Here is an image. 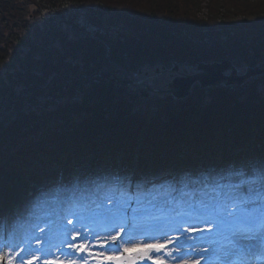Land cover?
Listing matches in <instances>:
<instances>
[{"label":"trees","instance_id":"obj_1","mask_svg":"<svg viewBox=\"0 0 264 264\" xmlns=\"http://www.w3.org/2000/svg\"><path fill=\"white\" fill-rule=\"evenodd\" d=\"M46 1L58 6L46 13L53 28L17 0H0V197L20 195L37 163L70 170L91 153L113 164L121 152L124 163L139 152L141 163L192 177L231 165L239 181L257 159L264 181V76L241 87L197 85L180 101L142 99L117 83L120 69L146 64L228 58L264 66V0ZM79 15L94 33L77 23ZM59 21L68 24L58 28ZM92 35L111 44L115 67ZM94 73L100 81L83 77Z\"/></svg>","mask_w":264,"mask_h":264},{"label":"rangeland","instance_id":"obj_2","mask_svg":"<svg viewBox=\"0 0 264 264\" xmlns=\"http://www.w3.org/2000/svg\"><path fill=\"white\" fill-rule=\"evenodd\" d=\"M17 1L14 5L24 7L25 12L31 14V18L40 10L47 13L48 5L51 6L50 9L53 11H57L58 8L56 4H51L46 0H35L31 4L24 3V6L20 2L21 0ZM201 15H206L204 5L201 10ZM77 23L86 27L87 31L91 34L97 29L83 15L78 16ZM104 47L105 57L107 59L110 57V60H108L109 65L115 67L111 60V44L106 43ZM145 81L155 88H165L168 82L171 81V77L163 75L159 80L152 78L145 79ZM75 99H78V97ZM47 100L49 98L43 99V101ZM143 156L145 155L143 154ZM121 157L122 152L116 160L115 167L111 168V170L115 171V176L119 172H123L120 164ZM37 165L36 172L41 182L51 181L53 182L52 184L57 185V189L55 192H51V194H45V190L41 188V185H36V182L39 180L37 179L35 183L27 186L21 196L16 195L13 202L4 200V196L0 197V237L6 231V220L9 218L11 211H17L19 216L12 224V236H16L20 242L16 247L9 245L6 248H2L0 238V264H102L105 259L134 256L136 252L142 254L137 257L140 264H222L221 262H207L213 255L222 254L226 250V248L221 247L218 243L200 244L195 247L196 251L193 255L187 258L183 257L187 247H180V245L190 243L187 239L188 232H176L180 226L174 221L179 214L186 213V207L191 203L198 204V206L203 208H209L211 211L220 212L219 220L222 221V225L228 231L238 234L243 238L241 240L245 241L248 245H252L258 252L264 250V189L258 192L253 191L250 195H244L243 197L241 195L238 196L239 198H236V195L230 192V189L235 185L231 178L237 173L232 167L225 168L223 176V180H230H224L217 184L210 182L209 179L210 173L217 166L213 165L206 171V176H202L193 181L187 175L179 178L173 176L167 180L169 184H166L164 187L157 188L155 187L157 183H153L151 184L153 186L149 185L150 188L148 189L145 186L149 181L141 182L139 186L144 187L145 190L142 189L134 195L127 192L124 195L112 197L114 200L115 198L118 199V201L114 202L113 199H109L111 193L115 194L113 189L112 192L111 190H106V194H98L97 191L95 195L96 204H105L106 206L104 208H109L108 211H110L112 219L118 224L113 232L106 234L93 231L86 227L88 224L86 222V213L80 211V192L78 191L76 193V190L80 187L79 182L82 180H86L90 184L89 189L99 188L101 190V184L107 182V180L104 181V177L108 166L102 163L100 166L94 167L96 164L93 160V154H90L86 158L83 157L80 160L78 172L73 177V186L62 188L58 185L57 176L63 173L64 169L62 166L48 163L42 166ZM253 167L256 170V176L253 179L258 180V167L256 165L254 166V164ZM152 168L153 164L151 162L140 164V154L136 152L132 161L129 163L130 174L127 177L137 178L138 180H141L142 177L150 178L151 175L149 173L142 174L139 177L134 172L139 169L141 171L145 169L151 171ZM94 171H99V175L96 172L94 173ZM160 176V173H157L153 177V181H156L157 177L159 178ZM190 183L197 185L206 183L205 187L209 188L210 192H207L208 195L202 200L192 199L191 194L193 193V189L190 188ZM44 187H46V184ZM86 190L85 188L81 191L84 192ZM58 192L68 193L70 197L61 200ZM164 206H167L171 210L164 211L162 209ZM246 207L250 208L247 209ZM94 209L102 210L103 207L96 205ZM134 209H137L135 211L139 212L132 213L130 211ZM55 212L58 225L54 229H50L44 225V221L50 217V214ZM70 213H73V215L68 219ZM239 215L253 220L251 231L240 233L238 227L231 219ZM209 218L218 219L217 216L212 214H209ZM129 219L133 221V224H129ZM68 221L71 223V234L78 236V242L85 250V254L81 260H72L59 250L62 245H68V241L60 234L63 223ZM149 224L157 226V228H149L150 231L153 230L158 233L176 232L172 234L175 237L169 240L170 235L165 234V236L162 235L158 238H140V235L148 228ZM182 230H185V228H182ZM108 241H112L110 242L111 244L113 242L117 243L120 246V250L112 251L105 249L104 246ZM49 244L50 247L46 248ZM230 248L233 247L230 246ZM231 258L232 254L223 256L221 260L229 259L231 261ZM146 259L148 260L147 263L145 262ZM123 262L126 263L127 260ZM134 264L136 263L134 262Z\"/></svg>","mask_w":264,"mask_h":264},{"label":"water","instance_id":"obj_3","mask_svg":"<svg viewBox=\"0 0 264 264\" xmlns=\"http://www.w3.org/2000/svg\"><path fill=\"white\" fill-rule=\"evenodd\" d=\"M41 17L48 21L50 27H53V16L45 17L41 15ZM180 65L181 63L176 61L172 63L170 68L162 65V70L167 71L172 78L164 89L151 87L140 79L144 66L134 73L135 79H131L124 70H121L120 72L123 73L125 79H118L117 81L118 83L122 82L131 91H138L142 98H148L151 93H154L162 94V97L171 95L175 100L179 101L189 98L195 85H199L201 89L219 86H243L249 79L264 75V66H261L260 63L255 66L244 65L240 68L228 58L213 62L199 61L197 66L191 67L192 74L187 70L185 73H180ZM147 67L151 68L150 64ZM155 73H160V67H156ZM148 74L149 71H146L145 75L147 76ZM132 86H136V89L133 90ZM128 259L132 260V258Z\"/></svg>","mask_w":264,"mask_h":264},{"label":"bare ground","instance_id":"obj_4","mask_svg":"<svg viewBox=\"0 0 264 264\" xmlns=\"http://www.w3.org/2000/svg\"><path fill=\"white\" fill-rule=\"evenodd\" d=\"M129 223L131 224V222H129ZM122 226H124V225H122ZM220 229H221V225H220L219 228H215V229L213 230V232H216V234H219V235H220ZM167 233H168L167 235H171L170 232H167ZM216 234H215V235H216ZM147 236H148V237L155 236V233H151V232H149ZM190 236H192V234H191ZM210 236H214V235L212 234V235H210ZM172 239H173L172 236H170V237H169V240H172ZM174 245H175V244H174ZM176 245H178V244H176ZM184 246H185V245H184ZM107 264H120V263H118L117 260H116V258L114 257V258H110V260L107 262Z\"/></svg>","mask_w":264,"mask_h":264},{"label":"flooded vegetation","instance_id":"obj_5","mask_svg":"<svg viewBox=\"0 0 264 264\" xmlns=\"http://www.w3.org/2000/svg\"><path fill=\"white\" fill-rule=\"evenodd\" d=\"M155 71V67H153L152 69H150V78L149 79H155V80H159L164 74H167L166 72H161L159 74H154Z\"/></svg>","mask_w":264,"mask_h":264}]
</instances>
